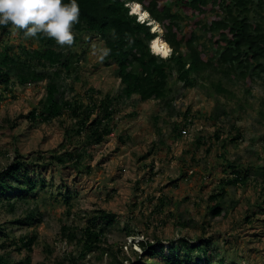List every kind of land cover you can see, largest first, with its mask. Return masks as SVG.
Here are the masks:
<instances>
[{
  "label": "rangeland",
  "instance_id": "rangeland-1",
  "mask_svg": "<svg viewBox=\"0 0 264 264\" xmlns=\"http://www.w3.org/2000/svg\"><path fill=\"white\" fill-rule=\"evenodd\" d=\"M37 45L20 30L14 34L11 24L0 27V51L11 47L21 52ZM104 50V41L96 33L81 34L65 49L81 58L79 71L61 80L60 95L72 104L95 103L88 125L101 114L104 94L117 96L121 90L117 65L106 59ZM220 78L233 98L216 93L213 84ZM169 82L172 106L152 98L141 101L136 94L117 98L112 132L92 148L87 129L69 137L66 129L78 127L72 110L65 109L50 122L27 119L33 108L41 107L46 80L22 84L13 78L7 87L0 80V168L21 156L29 160L26 167L35 184L33 190H25V197H21L24 191L11 192L13 209L0 197V223L7 227L10 240L37 235L31 252L5 246L2 253L11 251L16 260L29 257L26 264H53L57 256L76 249L62 237L61 226L82 228L95 210L104 209L116 215V222L100 221L97 227H104L106 245L113 247L115 258L99 259V251H92L86 264H120L121 260L130 264L143 252L139 241H152L158 249L162 244L165 254L175 246L179 255L182 249L177 242L182 237L195 244H200L201 237L212 238L214 263L264 264V202L259 185L264 176L260 170L253 169L247 184L227 189L221 215L214 217L209 200L221 178L231 177L233 169L256 161L264 164V74L248 83L217 73L187 88L174 73ZM90 87L101 93L93 94ZM188 113L195 125L186 136H177L174 126L178 123L181 130ZM218 129L219 139L214 135ZM237 131L240 138L232 143ZM67 150L86 152L80 167L55 163L52 156ZM39 155L48 156V162L43 163ZM162 198L166 204L159 213L156 206ZM29 211L34 218L21 223L19 219H25ZM180 221L186 225L177 226ZM128 227L134 230L131 235ZM198 254L194 260L205 264L202 252Z\"/></svg>",
  "mask_w": 264,
  "mask_h": 264
},
{
  "label": "trees",
  "instance_id": "trees-1",
  "mask_svg": "<svg viewBox=\"0 0 264 264\" xmlns=\"http://www.w3.org/2000/svg\"><path fill=\"white\" fill-rule=\"evenodd\" d=\"M129 1L134 0H77L80 18L79 23L72 29L75 42L83 33L98 34L108 51L106 59L116 63L117 75L121 79L120 93L117 96L110 92L104 94L100 100L101 114L90 125L88 120L95 103L72 104L69 99L61 96L63 92L60 93L61 80L79 71L78 61L81 55L67 53L65 49L68 46L61 47L54 39L42 35L34 38L38 45L33 49L21 48L22 51L17 52L8 47L0 51V80L4 86L7 87L13 78L22 84L46 80L45 98L41 101V107L33 108L26 115L27 119L34 123L50 122L63 115L65 109L72 110L71 116L78 119V127L66 129L69 137L73 138L75 132L81 135L82 130L87 129V143L94 148L112 132L110 121L117 112V98L136 94L141 101L152 98L171 105L169 78L174 73L177 74V82L187 88L195 87L217 73L228 76L231 81L244 79L248 83H252L255 76L261 77L264 74V0H136L163 28L164 38L173 48V55L168 59L151 52L150 41L156 35L149 25L140 23L136 16L130 14L126 6ZM64 2L68 3L70 0ZM0 27L3 29L6 26ZM20 31L24 34L23 30ZM213 85L217 94L227 98L234 97L222 78ZM89 90L93 94L101 93L94 87ZM262 113L264 117V111ZM178 127L177 123L174 131ZM232 128L235 129L234 126ZM219 131L220 129L214 133L217 139ZM236 135L232 137V143L240 138V132L237 131ZM122 142L124 141L121 140L120 143ZM84 153L86 152L82 154L77 150H67L64 155H55L52 158L56 159L57 164L70 163L80 167ZM47 157L39 155L43 163L48 162ZM27 161L18 156L13 162L0 168V197L12 209L16 203L12 200L11 192L24 191L21 197H25V190H33L35 187L34 179L26 167ZM227 164H231L229 160ZM254 168L259 169L264 176V164L256 161L233 169L231 177L221 178L218 187L209 196L214 217L224 211L221 202L226 198L227 189L233 185L247 184L253 177L251 175ZM259 181L264 202V177ZM26 182L30 185H24ZM165 204L164 198L160 199L156 206L159 213L164 210ZM27 214L25 219H19L21 223L26 224L28 219L34 218L33 211ZM115 217L114 213L98 209L90 215L89 223L82 228L62 225V237L67 238L70 246L74 245L76 249L72 247L63 255L57 256L53 264H86L87 256L92 251H99L96 256L99 259L108 255L115 258L113 247L106 245L104 227H97L100 221H105L107 225L115 223ZM247 217L251 220V216ZM184 225L186 224L181 221L177 223V226ZM127 229L129 235L134 233L129 227ZM0 235L3 237V242H0V264L29 262V257L16 260L11 251L2 253L1 250L5 246H12L18 251L25 249L31 252L37 240L36 234L24 236L20 241L10 240L7 227L0 223ZM199 240L200 244H195L188 237L180 238L177 244L181 245L183 254L179 255L175 246H171L169 253L165 254L162 244L158 249V245L152 241H142L143 253L136 260L127 261L130 264H198L194 260V254L199 255L201 251L206 260L205 264H222V260L214 263L212 238L201 237ZM152 258H156L157 262L154 263ZM112 262L113 258L110 260ZM120 264L125 263L121 260Z\"/></svg>",
  "mask_w": 264,
  "mask_h": 264
},
{
  "label": "clouds",
  "instance_id": "clouds-1",
  "mask_svg": "<svg viewBox=\"0 0 264 264\" xmlns=\"http://www.w3.org/2000/svg\"><path fill=\"white\" fill-rule=\"evenodd\" d=\"M134 2L138 1L134 0L126 2V6L129 8L130 14L136 16L140 23H145L151 27V22H157L151 17L149 11L144 8L140 2L138 3L141 4L143 10H146L149 13L151 20H141L138 13H132L131 3ZM79 18L80 6L77 0H70L68 3H65L64 0H0V25L7 26L11 24L14 34L15 30H23L25 39L37 38L42 35L49 39H54L61 47H71L75 42V36L72 29L74 25L79 23ZM159 26L161 27L160 24ZM153 33L157 35L156 31ZM167 43L169 44L168 41ZM170 47L172 51L168 58L173 55V48L171 45ZM150 50L153 54L160 58H164L161 55L154 53L151 47ZM103 54L106 56L108 51L104 50ZM194 121L195 119L192 114L188 113L186 120L184 121L185 126L181 130L178 128V130L175 131L176 134L177 132L180 133L179 135L183 134L184 136L189 134L190 128L195 125ZM183 130H186L187 133H183ZM141 243L142 241H139L137 244L140 248H142L140 245Z\"/></svg>",
  "mask_w": 264,
  "mask_h": 264
},
{
  "label": "bare ground",
  "instance_id": "bare-ground-1",
  "mask_svg": "<svg viewBox=\"0 0 264 264\" xmlns=\"http://www.w3.org/2000/svg\"><path fill=\"white\" fill-rule=\"evenodd\" d=\"M131 6L132 13H138L140 15L141 20H151L149 17V13L146 10L142 9L141 4H139L138 2H134L131 3ZM151 27V30L153 32H157L155 38L150 41V47L152 51L158 55H161L164 58H168L172 50L170 45L163 37L161 27L157 22H151Z\"/></svg>",
  "mask_w": 264,
  "mask_h": 264
},
{
  "label": "built area",
  "instance_id": "built-area-1",
  "mask_svg": "<svg viewBox=\"0 0 264 264\" xmlns=\"http://www.w3.org/2000/svg\"><path fill=\"white\" fill-rule=\"evenodd\" d=\"M183 133H187V131L186 130H183Z\"/></svg>",
  "mask_w": 264,
  "mask_h": 264
}]
</instances>
